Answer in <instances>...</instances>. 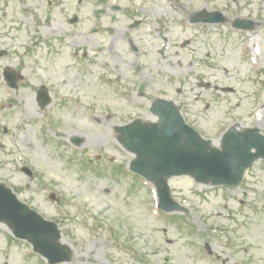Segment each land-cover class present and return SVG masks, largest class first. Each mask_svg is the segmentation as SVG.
Masks as SVG:
<instances>
[{
	"label": "rangeland",
	"instance_id": "1",
	"mask_svg": "<svg viewBox=\"0 0 264 264\" xmlns=\"http://www.w3.org/2000/svg\"><path fill=\"white\" fill-rule=\"evenodd\" d=\"M180 1L185 6L183 15L202 7L224 12L227 22L202 24L199 33L188 30L186 43L172 39L171 51L182 55L171 54L166 60L170 63L166 74L171 76L166 92L181 105L188 123L215 145L221 130L231 122L256 125L264 133V108L263 118L257 119L264 104V0ZM235 18L253 19L256 26L253 24L251 31L236 30L231 24ZM49 57L43 56L42 62L50 65ZM34 59H27L30 69ZM177 59L183 62L180 66ZM88 67L86 91L91 104L85 107H89L92 122L84 127L75 122L72 134L86 138L87 158L101 156L98 164L88 168L71 163L69 139L55 136L61 128L53 130L54 124L46 119L43 129L48 132L38 137L36 150L24 145L15 148L13 137L0 136V178L15 176L11 184L26 188L24 196L36 209L47 218L60 219L63 239L74 249L73 264H264V160L255 162L236 187L173 177L172 196L188 212L175 213L182 218L172 222L159 211L152 184L125 173L115 179L108 172L115 164L129 169L134 158L118 144L113 127L127 123L131 113L149 115L145 108H132L124 101L122 92L134 98L132 92L137 86L126 82L118 87L100 85V74L107 78L112 74H104L98 59ZM166 74L161 71L160 77ZM157 88L150 89V97L161 94ZM135 98L140 102L141 97ZM101 111L105 115L98 114ZM109 113L118 116L107 121ZM94 115L102 118L101 124L95 123ZM19 153L30 159L35 178L26 176L21 165L11 163ZM96 166L99 171L107 170L94 171ZM11 238L5 225L0 224V264H46L33 255L26 242Z\"/></svg>",
	"mask_w": 264,
	"mask_h": 264
},
{
	"label": "flooded vegetation",
	"instance_id": "2",
	"mask_svg": "<svg viewBox=\"0 0 264 264\" xmlns=\"http://www.w3.org/2000/svg\"><path fill=\"white\" fill-rule=\"evenodd\" d=\"M183 7L180 0H0V136L13 137L15 148L36 150L44 119L69 134L75 122L89 125L86 84L95 59L117 81L164 90L166 60L180 55L171 51L172 39L185 42L188 30L202 32L201 22H191L202 9L186 16ZM105 79L100 74L98 84ZM16 162L17 156L11 159Z\"/></svg>",
	"mask_w": 264,
	"mask_h": 264
},
{
	"label": "water",
	"instance_id": "3",
	"mask_svg": "<svg viewBox=\"0 0 264 264\" xmlns=\"http://www.w3.org/2000/svg\"><path fill=\"white\" fill-rule=\"evenodd\" d=\"M168 123L172 126L175 119L168 118ZM168 123L162 126L160 132L156 127L147 125L134 132V123L124 127L125 133L120 137L128 149L138 154L132 169L163 185L160 190L163 199L168 197L167 178L171 175L191 174L198 181L238 184L245 169L264 153V137L253 132L237 137L227 133L223 139V150L218 151L211 148L209 142H202L195 132H186L185 128L168 138ZM250 146L257 147L258 153L245 152ZM0 193H6V190L0 187ZM6 216L0 209V218ZM13 227L18 235H25L19 225L14 224ZM41 245L49 253L58 254L61 249L57 242H42Z\"/></svg>",
	"mask_w": 264,
	"mask_h": 264
}]
</instances>
